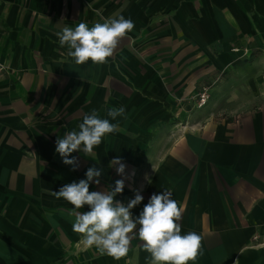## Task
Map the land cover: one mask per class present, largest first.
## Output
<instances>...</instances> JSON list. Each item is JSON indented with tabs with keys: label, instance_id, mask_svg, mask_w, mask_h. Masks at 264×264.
Segmentation results:
<instances>
[{
	"label": "crops",
	"instance_id": "1",
	"mask_svg": "<svg viewBox=\"0 0 264 264\" xmlns=\"http://www.w3.org/2000/svg\"><path fill=\"white\" fill-rule=\"evenodd\" d=\"M119 15L135 27L107 63L77 65L59 45L64 27ZM0 61V264H149L136 234L120 259L85 246L77 210L51 194L91 166L90 191L124 179L127 205L140 190L133 216L170 191L182 234L202 237L189 264H264V0H0ZM93 109L119 130L74 152V171L55 142Z\"/></svg>",
	"mask_w": 264,
	"mask_h": 264
},
{
	"label": "clouds",
	"instance_id": "2",
	"mask_svg": "<svg viewBox=\"0 0 264 264\" xmlns=\"http://www.w3.org/2000/svg\"><path fill=\"white\" fill-rule=\"evenodd\" d=\"M134 21L123 15L103 19L89 27L86 22L78 23L74 28L64 27L56 33L59 45L68 49L67 55L75 64L84 65L89 61L94 65H103L113 57L120 41L134 29ZM124 107L110 108L107 116L111 120L123 116ZM119 130L118 123L101 118L96 109L83 116L78 130L66 132L57 138L55 151L65 165L78 168V160L72 154L82 152L92 156L94 148L99 146L107 135ZM117 174H125L126 165L118 156L109 162ZM102 169L91 166L86 170V179L63 185L51 194L64 199L75 210L73 231L82 237L87 247L95 246L103 253L120 259L129 251L132 234L138 235L143 249L150 254L149 264H189L201 254L202 237L196 232L182 234L179 221L182 219V206L171 197V192L152 194L138 216L132 210L141 204L144 197L140 190L127 205L116 199L125 188L124 179L115 181L114 188L90 191V184H100ZM85 206L88 211H78Z\"/></svg>",
	"mask_w": 264,
	"mask_h": 264
},
{
	"label": "built area",
	"instance_id": "3",
	"mask_svg": "<svg viewBox=\"0 0 264 264\" xmlns=\"http://www.w3.org/2000/svg\"><path fill=\"white\" fill-rule=\"evenodd\" d=\"M233 51L238 52L239 48H233ZM6 72H8L7 66H5L0 61V74L6 73ZM209 99H210V89L208 86L203 85L202 87H200V89L198 90V92L195 96V106L197 108H203L208 104ZM254 239L257 240L258 237L256 236Z\"/></svg>",
	"mask_w": 264,
	"mask_h": 264
},
{
	"label": "rangeland",
	"instance_id": "4",
	"mask_svg": "<svg viewBox=\"0 0 264 264\" xmlns=\"http://www.w3.org/2000/svg\"><path fill=\"white\" fill-rule=\"evenodd\" d=\"M207 86V85H206Z\"/></svg>",
	"mask_w": 264,
	"mask_h": 264
}]
</instances>
